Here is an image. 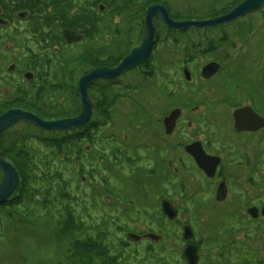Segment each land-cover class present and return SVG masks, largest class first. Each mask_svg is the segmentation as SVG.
Wrapping results in <instances>:
<instances>
[{
    "label": "rangeland",
    "instance_id": "rangeland-1",
    "mask_svg": "<svg viewBox=\"0 0 264 264\" xmlns=\"http://www.w3.org/2000/svg\"><path fill=\"white\" fill-rule=\"evenodd\" d=\"M167 1L172 14L186 21L207 19L208 14L204 12L210 6H217V10L228 5L235 7L243 0ZM22 26L19 25L23 29L26 24L23 23ZM249 26H252L251 31ZM197 29L202 30H190L186 37L188 44L192 43L191 39H195L202 49L196 62L199 66L212 58L210 53H203L210 47L211 41L217 43V40L225 35L234 36L236 45L231 54L234 58L243 59L238 65V75L231 77L229 86L240 84L242 93L250 97L255 107L264 113V6L222 27ZM0 31L3 32V28L0 27ZM23 32L22 35L26 34ZM31 33L23 36L21 43L19 38H15L17 44L8 43L5 46L11 52V58L19 56L17 60L22 64L28 61V47L32 48L30 43L26 46L22 42L29 35L35 39L34 32ZM191 35L194 37L190 38ZM173 36L183 37L179 33ZM111 37L114 38L115 35L108 34V38ZM81 47V44L75 45L73 49L78 50ZM175 49L176 51L172 47L175 57L172 53L165 51L164 54L161 53L160 59L156 62L158 71L163 69L175 71L172 68V59L183 62L182 59L186 57L183 45ZM17 60L13 59L12 62ZM60 64L61 61L59 67ZM232 69L233 72H237L234 67ZM69 70L76 77L78 85L84 74L75 73L73 65ZM193 70H197L196 65H193ZM139 71L134 69L116 80L109 81L114 84L106 91L120 92L117 99L111 98L112 103H105L106 110L109 109L106 116L99 117L100 114L97 115L96 111L93 113L96 123L102 120L100 121L102 124L96 126V129L91 128L93 134H96L94 143H88V139L86 143H82L83 156L77 159V153L74 152L72 159L66 160L64 154H59L57 159L63 160L52 165L51 170L54 174L60 173L64 181H67L65 188L70 196L75 198L73 202L75 218L72 217L70 222H66L60 213L64 209L61 208L58 212L56 206H52L50 213L41 212L43 217L41 220L30 217V221H23L6 212L3 213L4 215L0 216V264H105L103 257L108 255L107 250L110 256L109 264L116 261V256L123 264H187L184 249L188 242L182 236V227L186 224L192 226L194 230L192 241L200 248L202 260L199 264H264V220L251 222L239 215L237 212L244 213L245 207L241 209L229 203L215 205L211 197L209 198L211 189L208 185H204L203 192L196 196H193L196 192L192 186L183 189L182 194L193 196L190 200H185L184 195L177 196L172 189L169 190L168 193L178 201L181 216L177 221L163 216L160 205L154 201L161 190L155 186L152 174L148 170L150 167L143 166L141 154L137 151L135 154L134 148L135 142L143 137L154 140L147 127L141 130L138 126L157 124L158 113L161 115L162 112L158 111L159 109H151V106L162 96L160 93L163 91H159L160 88L156 84L158 79L145 80L139 75ZM5 72L8 70L5 69ZM220 74L226 76L230 73L228 68H225ZM3 76L7 74H0V79ZM134 91L136 103L133 101ZM15 93L16 84L12 78L4 85H0L2 104L0 113L17 108L11 104L12 95ZM48 95H51L53 102L58 105L65 102V93L58 89ZM94 95L100 96L97 90ZM40 102L43 108H47L44 105L47 102L45 98ZM92 102L95 105V99ZM219 104L222 108L216 111L217 119L220 120L218 123L222 126L224 134H227L231 131L232 124L230 109L223 103ZM41 130L35 125L29 126L26 122H20L8 130L2 139L7 140L5 143L8 144V141L25 133L46 140L69 134L68 131L53 134ZM41 138L39 141L36 139L33 141L38 157L44 156L49 150V147L41 142ZM234 138L243 140L239 136ZM102 140L107 143V148L101 144ZM146 153L153 156L152 152ZM41 167L44 169L42 165ZM259 196L264 197V190H252V203L255 204ZM148 232L160 234L161 241L147 243L146 240H142L139 243L131 235L132 233L143 235ZM94 259L98 262H94Z\"/></svg>",
    "mask_w": 264,
    "mask_h": 264
},
{
    "label": "flooded vegetation",
    "instance_id": "flooded-vegetation-1",
    "mask_svg": "<svg viewBox=\"0 0 264 264\" xmlns=\"http://www.w3.org/2000/svg\"><path fill=\"white\" fill-rule=\"evenodd\" d=\"M23 1L27 2V0ZM164 1L168 2L167 0ZM141 2L144 1L35 0L30 2L31 9L19 10L14 15L7 12L8 9L0 7V27L4 30L3 32L0 31V36L3 35L0 38V74H7L0 79V85H4L8 79L12 78L15 81L16 90L20 86H34L37 74L52 73V77L56 76L59 70V61H62L64 57L75 58L85 49L94 46L101 47V58L106 60L108 58V44L113 50H116L123 47L124 41L129 39L128 42H131L130 49L123 58L120 57L119 62H121L131 50L141 44L145 29L146 11L154 4L165 6L173 20L184 21L180 19V16L174 17L171 6L168 7L165 3H146L148 6L143 8ZM23 23L26 24V27L22 29ZM65 24L67 25L61 28V25ZM98 25L103 31L104 38L96 35L94 38L88 37L86 30L94 26L97 28ZM154 25L153 46L146 57L147 60L145 59L135 70H140L139 75L145 80L158 79L156 84L160 88L159 91H163V93L158 92L162 96L152 103L151 109H159L158 111L161 110L162 113L161 115L158 113L157 124L150 123L145 127L138 126L141 130H145L147 127L152 140H154L151 141L149 137L148 139L143 137L137 140L134 146L135 154L136 151L141 154L140 160L142 159L143 166L150 167L148 170L152 174L155 186L161 190L154 201L160 205L161 209L163 201H170L178 210V215L174 219L177 221L181 216V210L178 201L168 191L172 189L177 196L184 195L185 200H190L193 196L203 192L204 185H208L211 189L209 198L211 197L215 205L229 203L233 204L234 207H241V209L245 207L244 213L246 215L241 211L237 213L251 222L264 220L262 213L264 197L259 196L255 204L251 201L252 190H264V113L255 107L250 97L242 93L240 84L229 86L231 77L238 75V65L243 59V57L234 58L231 54V50L235 48L236 44H225L224 40L218 39L217 43L215 42L212 46L210 53L212 58L199 66L196 62L202 49L195 39H191L192 43L188 44V37L186 36L190 30L202 29L172 30L158 16L154 17ZM61 29L62 34L64 30L68 29L81 35L82 38L79 41L68 43L63 35L66 44L61 47L59 45V30ZM23 30L26 34L22 35ZM109 30H112L111 34L115 31L118 34L114 33V38H108L107 32ZM26 31L35 34V39L31 38L33 34L31 33L22 42L26 46L27 43L32 45L31 49L28 47V61L22 64L20 60H17L19 56H16L13 59L17 61L12 62L11 52L5 46L8 43L17 44L15 38H19L21 43V40L24 39L23 36L28 34ZM175 33H179L183 37L173 36ZM162 34H164L163 39L161 38ZM192 37L194 35H191L190 38ZM232 37L234 38V36ZM30 38L31 42H29ZM80 44L82 45L81 48L73 49V46ZM182 45L186 57L182 59L183 62L172 59V68L175 71H168V69L158 71L156 62L160 59L161 53L164 54L165 51L171 54L174 52L172 47L176 51L175 48L182 47ZM188 53L189 55H187ZM172 55L175 57L173 53ZM225 59L228 61L226 62ZM9 61L10 64L7 65ZM212 62L218 63L220 69L215 74H204L203 68ZM193 65L197 66L196 71L193 70ZM232 67L237 72H233ZM225 68H228L230 73L226 76L220 74ZM5 69L8 72H5ZM26 74H31V76L27 77ZM49 82L45 80V85H48ZM101 82L107 86V89L113 87L114 84L107 80ZM127 87H129L128 84ZM114 91L117 92V90ZM133 94L135 97L133 101L136 103L135 91ZM219 103H223L230 109L232 124L231 131L227 134H224L222 126L218 123L220 120L217 119L218 113L216 111H220L222 108ZM247 107L251 108L260 117V120L252 121L249 128L238 131L235 128L234 113L238 109ZM95 111L96 106L94 105L93 113ZM173 112H176L174 121L167 127L165 119ZM251 115L255 117V115ZM95 122L96 120L92 117L87 126L71 131L73 143L76 142L77 135L82 136L81 132L87 135L89 129L86 130V128ZM90 131L91 129L89 133ZM235 136L242 137L243 140H236ZM88 143L91 141L88 140ZM101 144L107 148V143L103 140ZM146 151L152 152L153 156L151 157ZM202 151L211 157L206 163H203V167L199 165L195 157V153L201 154ZM101 154L103 153L101 152ZM142 156L147 158H142ZM145 161L146 163H143ZM188 186L195 189L196 193L193 196L182 194L183 189ZM251 207L258 208L257 217L248 213ZM163 216L168 218L164 213ZM156 235L154 232H148L137 235L135 240L139 243L142 240H146L147 243L157 242L162 236L158 234L160 238L157 240L153 238ZM186 242H188L187 247L193 241ZM193 243L197 245L195 241ZM199 250L198 246V264L202 260Z\"/></svg>",
    "mask_w": 264,
    "mask_h": 264
},
{
    "label": "trees",
    "instance_id": "trees-1",
    "mask_svg": "<svg viewBox=\"0 0 264 264\" xmlns=\"http://www.w3.org/2000/svg\"><path fill=\"white\" fill-rule=\"evenodd\" d=\"M14 1L16 2L12 3ZM34 1L35 0H27V2L23 0H0V7L8 9L7 12H10L11 15H14L19 10L27 8L31 9L32 7L30 5V2ZM143 1V3L141 2L143 8L148 6V4L146 3L150 4L159 2L165 3L168 7H170V5L164 0ZM232 4L233 3H231V5ZM232 8L233 5L232 7H229L228 5L217 10V6H210L205 10L204 13L208 14L207 18H211L222 15ZM173 16L177 17L175 15ZM66 25L67 24L61 25V28ZM251 29L252 26H249V31H251ZM61 30H59V45L63 47L66 42L64 41ZM86 32L88 37L94 38V36L96 35L104 38L103 31L100 29L99 25L97 26V28L94 26L91 29L86 30ZM111 33L112 30H109L107 32V35ZM114 33L118 34L117 31H115ZM2 36L3 35H1L0 38ZM220 39L224 40L225 44H235L233 43L234 38L228 35H225ZM128 40L124 41L125 44L123 45V47H119L116 50H113V48L108 44V58L106 60L101 58V47H94L92 45L91 48L85 49L75 58L64 57V59L61 61L56 76L54 75L52 77V73L37 74V80L35 81L34 86L18 87L16 93L12 95L11 104L13 105V107L32 111L46 120H57L77 116V114L81 112L82 104L76 93V77L73 76L74 74H71L69 67L73 65L75 73L77 72L82 75L89 70H93L96 67H113L119 63V61L121 60L120 57L123 58L130 49L131 42L129 43ZM214 43L215 42L211 41L209 43L210 47L203 53H211ZM116 57L117 59H115ZM145 62L147 64V61ZM45 80L50 81L48 85H45ZM100 82L101 81H96L92 83L89 86V90L92 100L95 99L96 102L95 106L97 115L99 113V117H103L106 116V113L109 111V109L106 110L105 103H112L111 98L116 97L117 99L119 93L112 90L109 92L106 91L107 88L101 85L102 83ZM56 83H58V87L55 88ZM56 89L61 91V93H65V102L61 105L53 102V98L51 97V95L47 96V94H49L50 92L52 93ZM95 90H97V93L100 96L96 97L94 95ZM120 95L121 97L123 96L122 94ZM43 98H45V101H47V104H44L45 106H47V108H43V106L41 105L40 101ZM1 105L2 104H0V106ZM100 121L98 123L95 122L92 125H89L86 130H90L92 127H95L96 129V126L102 124ZM26 124L29 126H34L29 122H26ZM89 130L87 132V135L83 134L82 132V136L77 135L76 143H74V146L73 138H71V131H68L69 134L67 136L47 138V140L39 136V138H37V136L32 137L29 133L22 134L8 141V144L5 143L7 140L1 139V155L17 168L20 174L21 182L16 190V192H19V194L15 192L16 195L14 193L7 200L0 201V216L4 215L3 213L6 212L9 215L14 216L15 218H19L23 221H30V217L36 220H41L43 218L41 212L50 213L49 210L52 209V206H56V209H59L58 212H60L61 208L64 209V211L60 213L63 214L62 219H64L66 222H70L72 217L75 218L76 214L73 208V202L75 198L70 196L69 191H67V189L65 188L67 181H64L63 177L60 176V173L56 172L54 174L53 170L51 169L54 163L63 160L57 159V155L59 154H64L66 160H71L74 152L77 153V159L83 156L82 143L85 142L86 139L90 140L91 143H94V137L96 135L93 134V129H91L90 133ZM49 133L55 134V131H49ZM4 134H6V132ZM40 138L41 142H44L46 147H49V150L44 154V156L38 157L35 152L36 149L34 147L33 141L35 139L39 141ZM58 151L59 153H57ZM34 152L35 154H33ZM41 165L44 169H42ZM3 177L4 173L0 169V182L3 180ZM53 186L54 189H57V191H54ZM44 215L45 217L47 216L46 213ZM83 223L86 225L85 222ZM107 252L108 255L106 254V256L103 257V263L105 264H109L108 259L110 258V256L108 250ZM98 259L101 261L100 257ZM115 260L118 261L117 256ZM93 261L98 262L97 259H94ZM116 261L113 264H123L120 261Z\"/></svg>",
    "mask_w": 264,
    "mask_h": 264
},
{
    "label": "water",
    "instance_id": "water-1",
    "mask_svg": "<svg viewBox=\"0 0 264 264\" xmlns=\"http://www.w3.org/2000/svg\"><path fill=\"white\" fill-rule=\"evenodd\" d=\"M264 6V0H243L235 7L230 9L225 14L200 20H186V21H176L171 18L167 8L165 6L154 4L150 6L146 11L145 16V29L143 34V39L141 44L131 50V52L114 67H96L92 71L84 74L77 85V97L82 104V110L79 115L74 117L62 118L57 120H46L39 116L38 114L22 109L13 108L0 114V144L1 139L6 131L15 126L20 122H29L37 126L44 131H72L81 129L87 126L93 117L94 104L90 98L89 86L101 80L113 81L118 79L122 74L132 71L139 67L143 61L148 56L154 42L155 37V25L154 17L158 16L160 20L172 30H186L190 28H210V27H220L227 23L236 21L241 17L261 9ZM63 35L68 43L79 41L82 36L76 34L71 30H64ZM220 69L218 63L212 62L203 68V73L215 74ZM186 72L188 70L186 69ZM30 77L31 74H26ZM176 112L171 113L165 119L167 127L170 123L174 121V115ZM251 114L255 115L252 116ZM251 115V117H250ZM235 128L238 131L245 130L250 127L252 121H259L260 117L249 107L241 108L234 113ZM203 153H195V157L200 166L203 167V163H206L209 158L204 151ZM0 169L4 173L3 180L0 182V201H5L10 198L17 190L20 185L21 178L17 168L8 161L5 157L1 155L0 149ZM163 213L168 216L169 219L174 220L178 215L177 208L170 201H163L162 204ZM258 208L251 207L248 213L257 217ZM264 214V209L262 210ZM133 238H137L134 233L131 234ZM194 237V231L191 225L186 224L183 226V238L186 241H191ZM154 239H159L160 236L156 235ZM185 256L188 264H198L199 254L198 246L190 242L186 247Z\"/></svg>",
    "mask_w": 264,
    "mask_h": 264
}]
</instances>
